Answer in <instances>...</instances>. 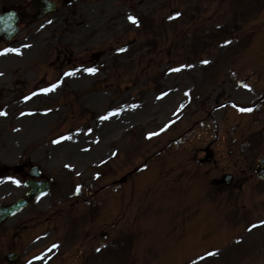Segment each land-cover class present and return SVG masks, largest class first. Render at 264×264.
<instances>
[{
  "label": "rangeland",
  "instance_id": "1",
  "mask_svg": "<svg viewBox=\"0 0 264 264\" xmlns=\"http://www.w3.org/2000/svg\"><path fill=\"white\" fill-rule=\"evenodd\" d=\"M75 4L41 23L40 41L0 47V202L24 192L11 171L19 159L55 179L0 227V264L10 246L23 252L18 264L40 252L44 260L33 264H78L82 249L106 241L95 240L98 228L111 240L100 264H264V181L253 172L264 153L257 140L264 101L252 105L246 91L264 94V0ZM96 50L105 53L91 66ZM66 69L73 75L60 74ZM220 89L231 91L226 114L239 99L252 105L230 114L254 140L238 137L234 119L212 110ZM227 172L234 182L223 192L226 204L211 179ZM70 216L79 233L71 241L68 225L57 239L48 227Z\"/></svg>",
  "mask_w": 264,
  "mask_h": 264
},
{
  "label": "flooded vegetation",
  "instance_id": "2",
  "mask_svg": "<svg viewBox=\"0 0 264 264\" xmlns=\"http://www.w3.org/2000/svg\"><path fill=\"white\" fill-rule=\"evenodd\" d=\"M8 10L16 12L19 26L26 23V26L29 27L34 23L31 20L34 10L29 0H0V11Z\"/></svg>",
  "mask_w": 264,
  "mask_h": 264
},
{
  "label": "snow or ice",
  "instance_id": "3",
  "mask_svg": "<svg viewBox=\"0 0 264 264\" xmlns=\"http://www.w3.org/2000/svg\"><path fill=\"white\" fill-rule=\"evenodd\" d=\"M128 19L132 24H134V25L138 24L137 19L135 17L129 16ZM205 63H207V61H205ZM87 71L89 74H94L96 70L95 69H87ZM66 75H73V73H66ZM57 87H58V85H53L49 89H44V92L47 93V92L54 91ZM240 110L241 111H251V109H240ZM113 115H116V113H113ZM102 119H108V117H102ZM65 139H67V138H65ZM56 143H58V141H56ZM66 167H67V165H66ZM210 255H215V253H210Z\"/></svg>",
  "mask_w": 264,
  "mask_h": 264
},
{
  "label": "water",
  "instance_id": "4",
  "mask_svg": "<svg viewBox=\"0 0 264 264\" xmlns=\"http://www.w3.org/2000/svg\"><path fill=\"white\" fill-rule=\"evenodd\" d=\"M260 168H261L260 174L264 177V162L260 163ZM21 204H22V202L21 203H16L13 206H0V217L5 215V214H7V213L12 212L13 211V207H14V209H16Z\"/></svg>",
  "mask_w": 264,
  "mask_h": 264
}]
</instances>
